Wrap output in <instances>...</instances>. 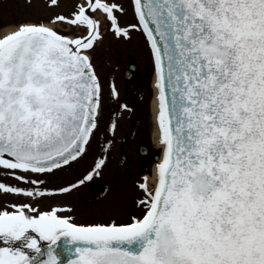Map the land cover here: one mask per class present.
Segmentation results:
<instances>
[{"label":"snow or ice","instance_id":"obj_1","mask_svg":"<svg viewBox=\"0 0 264 264\" xmlns=\"http://www.w3.org/2000/svg\"><path fill=\"white\" fill-rule=\"evenodd\" d=\"M130 3L137 22L127 27L121 3L81 0L48 24L0 36V167L35 185L0 190L35 201L100 174L106 156L65 186L20 174L52 173L87 154L103 110L88 54L103 38L100 11L118 38L142 30L154 58L162 158L154 190L147 176L138 185L144 213L130 223H75L58 214L67 205L12 204L0 210V264H56L50 245L63 234L82 242L68 264H264V0Z\"/></svg>","mask_w":264,"mask_h":264},{"label":"rangeland","instance_id":"obj_2","mask_svg":"<svg viewBox=\"0 0 264 264\" xmlns=\"http://www.w3.org/2000/svg\"><path fill=\"white\" fill-rule=\"evenodd\" d=\"M79 2L81 0H58L59 7H54L49 0H0V36L15 31L21 24L41 22L48 24L51 16L56 14L68 15L74 5ZM49 26L69 36L86 32L83 27L68 31L67 26L60 24ZM133 44L132 42L131 45L133 46ZM139 56L140 58L143 56L142 61H140L141 69H139L141 97L138 96L139 91H136L133 96L129 90L120 88L117 89L118 97L114 98L109 89V82L108 86L104 85L105 88H103L102 105L104 110L106 108H111L110 112L114 110L115 105L113 103L108 105V99L114 98L117 101L116 105H118L116 111L119 117L116 120V129L113 132V142L109 147L110 149L106 151L103 148L98 151L95 150V154L91 158L85 155L82 159L72 163L70 167H62L52 173L45 174L42 186L53 188L73 183L82 177L87 170H90L97 158L106 156L105 164L99 170L100 174L93 175L90 180L67 193L45 196L42 199L37 198L35 201L23 195L5 193L0 190V210L13 211L9 205L20 203H29L33 207L38 204L40 210H47L53 205H67L70 211H63L58 214L69 216L75 223H108L113 221L125 223L132 221V217H142L144 207L139 202L145 198L146 194L138 185L145 182L143 179V175H145L148 178V188L154 190L155 181L152 178L156 162L153 158L148 170L143 169L145 160L140 154L139 144L146 140L151 150L158 153L160 147H158L156 137L153 136L155 124L153 122L152 101L155 88L152 83L151 66L145 64L144 55L139 54ZM102 78L103 83L106 76ZM116 78L118 80L114 82L118 84L122 82L123 76L118 73ZM128 93L130 94L129 99L124 100V95ZM138 100L139 103H137ZM121 104L128 106L127 109L124 108L123 112H121ZM107 118L110 119L111 117ZM93 143L92 145L89 144L87 152L92 150ZM102 147H105V143ZM42 177L43 175L33 178L42 180ZM23 185L25 183L18 184V186L25 187Z\"/></svg>","mask_w":264,"mask_h":264},{"label":"flooded vegetation","instance_id":"obj_3","mask_svg":"<svg viewBox=\"0 0 264 264\" xmlns=\"http://www.w3.org/2000/svg\"><path fill=\"white\" fill-rule=\"evenodd\" d=\"M112 2H118L123 5V7L126 9V11L121 15L117 13L119 17V24L123 27H127L129 24L136 23V17L134 16L133 9L130 3V0H112ZM129 5V6H128ZM94 16L100 20V30L103 33V38L98 40L95 44V47L91 50L90 53H88L91 57V62L94 65L95 71L100 79V82L102 84V87L104 85L108 86L109 82V89L111 90V85L114 83L116 89L123 88V90H129L130 93H134L136 91H139L141 89V83L139 78V73L141 69L140 61L143 59V56H139V54L144 55V58L146 60L145 64L151 66L152 71V77L154 72V61L153 56L151 54L150 47L147 43V40L140 29L132 30L130 29V35L129 37H116L113 32L110 30V22L107 21L105 15L97 11L94 13ZM103 22V23H102ZM79 33V32H77ZM85 34V32H84ZM132 42L134 43L133 46L131 45ZM120 73L122 74V82L115 83L114 81L118 80L116 78V75ZM103 76H106L105 82L103 81ZM110 79V81H109ZM153 83V80H152ZM140 92V91H139ZM138 92V96L141 97V92ZM104 95L102 94V101H103ZM130 94L124 95V100L129 99ZM140 100V99H139ZM137 101L139 103L140 101ZM117 101L114 98L108 99V105H115L114 110L110 112L111 108H106L104 110L102 105V113L99 120V127L98 129L94 130V135L91 138V143H93V148L89 152H87L86 155H88V158H91L95 154V150H100L103 148L105 151V147H102L103 143L105 145L110 140L111 143L113 142V132L109 131V125L112 121H115V124H117V107L116 105ZM124 111V108H122V111ZM107 117H111L110 119ZM155 124V120L153 121ZM116 129V128H115ZM111 145V144H110ZM110 145H108L107 150H109ZM139 151L143 159L145 160L143 169L146 171L148 170L150 164L153 162V158L158 155V152L152 151L149 144H147L146 140H143L141 144H139ZM159 147V146H158ZM88 151V150H87ZM89 153V154H88ZM154 153V154H153ZM10 170L4 169L3 167H0V183H6L8 185H14L18 186V184L22 185V182L18 180L16 177L11 176L9 174ZM55 171V170H53ZM20 174L26 175L28 177H36L41 176L42 180L44 181V175L49 174H35L31 172ZM11 183V184H10ZM25 188L27 187H35V185H32L31 183H25ZM44 187V186H41ZM11 207V205H9ZM12 210H14L12 208ZM31 232V230H28ZM47 241H41V245L46 243Z\"/></svg>","mask_w":264,"mask_h":264},{"label":"water","instance_id":"obj_4","mask_svg":"<svg viewBox=\"0 0 264 264\" xmlns=\"http://www.w3.org/2000/svg\"><path fill=\"white\" fill-rule=\"evenodd\" d=\"M155 79H156V75H155ZM156 92L158 94L157 87H156ZM156 97L158 101V95ZM157 159L158 157L156 156L155 160ZM156 182H157V178H156ZM81 243L82 242L80 241L73 240L67 234L59 235L57 237V240L50 245L53 254L57 257L56 264H68L70 260L75 259L78 256V252L76 251V249L81 246ZM110 243L115 245L117 242L112 241ZM42 246H44L45 250H47L48 242L43 244Z\"/></svg>","mask_w":264,"mask_h":264},{"label":"bare ground","instance_id":"obj_5","mask_svg":"<svg viewBox=\"0 0 264 264\" xmlns=\"http://www.w3.org/2000/svg\"><path fill=\"white\" fill-rule=\"evenodd\" d=\"M157 112H158V101L157 98L154 96L153 101H152V114H153V119L155 120V129L153 132V136L156 137L157 141H158V146L162 145L159 142V132H158V126H157ZM155 170L153 171V178L152 180L155 181L156 180V175H157V170L156 168H154Z\"/></svg>","mask_w":264,"mask_h":264},{"label":"trees","instance_id":"obj_6","mask_svg":"<svg viewBox=\"0 0 264 264\" xmlns=\"http://www.w3.org/2000/svg\"><path fill=\"white\" fill-rule=\"evenodd\" d=\"M130 221H128V222H125V223H129Z\"/></svg>","mask_w":264,"mask_h":264}]
</instances>
